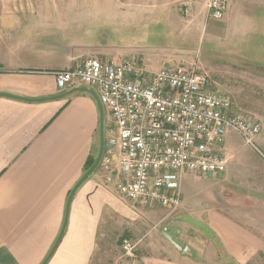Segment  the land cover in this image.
<instances>
[{
    "label": "crops",
    "instance_id": "crops-1",
    "mask_svg": "<svg viewBox=\"0 0 264 264\" xmlns=\"http://www.w3.org/2000/svg\"><path fill=\"white\" fill-rule=\"evenodd\" d=\"M126 1L152 8L140 16L139 23L147 26L158 8L176 3L187 11L204 0ZM83 5L79 0H0V92L26 97L64 93L82 85L74 82L60 89L51 71L72 68L86 56L128 57L108 47L92 48L83 34L68 28ZM144 33L141 29L140 36ZM98 126V106L88 92L75 90L43 100L0 95V264H41L47 256L60 232L67 196L92 154ZM120 178L115 164L110 181L101 167L78 186L62 235L44 264H99L106 259L112 260L109 264H205L203 260L213 259L212 252L227 264H264V220L254 219L246 208L231 215L211 207L205 226L176 227L190 239L183 240L185 245L191 240L196 244V254H184L158 237V231L168 228L167 208L123 198L146 209H122L115 186ZM248 191L249 198L264 203L263 190ZM114 219L125 226L111 243ZM124 236L137 242L134 258L123 253ZM207 239L210 258L203 247ZM112 248L118 256L112 255Z\"/></svg>",
    "mask_w": 264,
    "mask_h": 264
},
{
    "label": "rangeland",
    "instance_id": "rangeland-1",
    "mask_svg": "<svg viewBox=\"0 0 264 264\" xmlns=\"http://www.w3.org/2000/svg\"><path fill=\"white\" fill-rule=\"evenodd\" d=\"M79 2L84 3V9L78 14V10L75 12L78 24L74 22L68 28L83 34L85 43L90 47H108V51L121 52V55L126 53L128 57L141 56L147 70L152 72L165 65L197 67L208 74L207 89L228 96L235 108L261 124L260 135L255 142L262 154L251 145L244 144L237 133L230 131L221 142L227 158L225 171L210 177L198 174L183 177L181 205L170 212L166 231L179 240H190L184 238L176 227L205 226L209 223L206 216L211 207L224 209L231 215H240L241 209L246 208L255 215L254 219L258 216L264 220V203L248 196V190L264 191V0H227V7L219 19L208 14L206 0L197 2L187 11L180 9L179 4L169 3L167 7L154 11L147 19L152 24L147 23V26L139 22L144 12L151 11L150 6L136 8L126 0ZM141 29L147 32L145 36H140ZM92 89L97 92L96 87ZM75 90L88 92L81 89L72 91ZM102 109L105 131L112 121L108 110L104 106ZM97 151L98 132L95 134L93 157ZM100 168L99 162L94 170ZM116 195L125 211L146 209V206L131 204L118 193ZM161 211L164 212V209ZM235 217L240 219V216ZM143 223L148 226L147 221ZM124 226L123 221L112 220L111 243L121 237ZM160 232L162 230L158 231V237H163L162 240L174 246ZM158 240L162 241L161 238ZM205 244V257L208 258L211 243L207 239ZM187 245L194 249L190 252H198L192 240ZM112 255L118 256L115 249ZM201 255L205 259L203 252ZM212 258L203 260V263L227 264L215 252H212ZM111 261L100 260L99 264Z\"/></svg>",
    "mask_w": 264,
    "mask_h": 264
},
{
    "label": "built area",
    "instance_id": "built-area-1",
    "mask_svg": "<svg viewBox=\"0 0 264 264\" xmlns=\"http://www.w3.org/2000/svg\"><path fill=\"white\" fill-rule=\"evenodd\" d=\"M226 7L227 0L206 3L215 19ZM51 73L60 89L74 82L97 88L112 121L104 131L101 167L110 181L118 166L122 178L115 186L127 201L176 210L185 174L209 177L225 171L221 142L227 132L261 153L255 142L260 122L235 108L228 96L207 89L208 74L197 67L165 65L152 72L141 56H86L72 68ZM136 244L129 236L121 239L129 258L135 257Z\"/></svg>",
    "mask_w": 264,
    "mask_h": 264
},
{
    "label": "water",
    "instance_id": "water-1",
    "mask_svg": "<svg viewBox=\"0 0 264 264\" xmlns=\"http://www.w3.org/2000/svg\"><path fill=\"white\" fill-rule=\"evenodd\" d=\"M74 89H81V90H85L88 91L96 100L97 106H98V112H99V126H98V151L97 154L95 156L94 161L92 162V164L82 173V175L78 178V180L74 183V185L72 186L68 196H67V200H66V205H65V215H64V220L60 229V232L55 240V242L53 243L49 253L47 254V256L44 258V260L41 262V264H44L47 259L49 258V256L51 255V253L53 252V250L55 249L59 238L62 235L63 229L65 227V222L67 219V214H68V209H69V204L71 201V198L75 192V190L78 188V186L94 171V169L97 167V165L100 162V158L102 155V151H103V146H104V130H103V109H102V104L100 103L97 93L90 87L87 86H78ZM72 89V90H74ZM72 90L66 91L64 93H59L56 95H52V96H47V97H26V96H22V95H17V94H13V93H9V92H0V95H4V96H10V97H15V98H19V99H23V100H43V99H47V98H54V97H58L61 96L65 93H68ZM162 233L166 236V238L182 253L187 254L188 252L191 251V249L189 248L188 245H185V243L181 240H179L178 238H176L175 236H172L171 234H169L166 229H163Z\"/></svg>",
    "mask_w": 264,
    "mask_h": 264
},
{
    "label": "trees",
    "instance_id": "trees-1",
    "mask_svg": "<svg viewBox=\"0 0 264 264\" xmlns=\"http://www.w3.org/2000/svg\"><path fill=\"white\" fill-rule=\"evenodd\" d=\"M95 157L92 156V154H90L88 157H87V160L85 162V166H84V170L83 172L92 164V162L94 161Z\"/></svg>",
    "mask_w": 264,
    "mask_h": 264
}]
</instances>
